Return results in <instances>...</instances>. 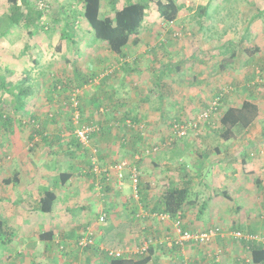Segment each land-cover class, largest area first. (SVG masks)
I'll return each instance as SVG.
<instances>
[{
  "label": "rangeland",
  "instance_id": "1",
  "mask_svg": "<svg viewBox=\"0 0 264 264\" xmlns=\"http://www.w3.org/2000/svg\"><path fill=\"white\" fill-rule=\"evenodd\" d=\"M31 1L43 9L42 21L35 27L32 36L26 27H10L6 0H0V66L8 68L10 72L7 73V79L15 81L24 77V72L31 69L32 81L27 86L33 91L21 96L22 104L18 107L11 104V96L8 94L3 100L0 99V111L13 117L9 122L0 120V217L7 218L10 227L0 236V264H75L56 244L41 243L38 233L55 229L58 226L56 224H63L67 228L70 222L76 228L82 224L98 230H109V224L113 223L112 214L106 222L100 223L101 215L112 211L108 203L110 194L105 190L95 189L89 176L83 175L82 178L89 185L93 184L90 188L91 197H84L82 192L70 195L63 192L68 212L60 219L38 209L28 212L33 207L34 195L26 191L24 184L14 185L3 181L15 170L24 174L25 161L31 157L34 162V156H37V162L40 163L38 175L46 172L57 174L45 180L44 186L49 189H60L57 182L55 184L60 171L78 168L79 164L89 167L93 158L101 166L97 161L100 156L98 148L91 141L86 147H79L75 141L76 134L72 126V122L76 125L75 110L71 102L74 89L80 90L77 93L80 102V122L77 126L94 122L100 129L114 120L120 121L119 124L122 125L125 111H131V117L137 116V122H128V119L126 122L142 133L144 140L140 144L146 146L138 153L140 158L144 157L149 164V161L160 155L167 161L166 164L157 165L162 166L160 175L157 167L146 169L150 177L154 178L155 174V181L149 183L148 189H156L157 192L165 189L162 185L164 177L169 178V183H173L174 176L176 178L185 172L194 174L195 186L189 197H196V200L192 206H185V216L192 222L199 223H194L198 226H192L191 229L203 230L214 224L223 229L221 236L217 235L212 243L202 247L204 254L209 253L205 248L213 247L216 249L215 253L218 254L219 251L217 260L220 259L221 264L231 263L235 257L249 260L244 242L234 241L226 234V229H237L240 224L246 228L251 223L252 234L264 238V171H261L263 183L258 185L259 189H239L235 193L230 192L232 198L229 199L223 195V190L234 189L228 182L225 184L229 175L223 177L216 171H219V164L230 163L232 169L236 163L235 171L238 170L243 176L241 162L225 152L224 155L216 152L215 147L224 142L219 136L218 128L220 114L228 106L241 105L246 99L255 102L264 100V0H179L181 12L173 23L158 19L144 24L140 35L138 63L131 58L132 49L120 56L109 50L105 42L96 40L90 25L84 22L83 0ZM113 5L111 0H102V14L113 15ZM70 21L73 24L67 26ZM62 37V49L57 50V42ZM255 47L260 49L256 53ZM191 49L197 51L191 52ZM35 60L38 65L34 64ZM83 77L88 81L83 82ZM121 81L125 88L118 85ZM220 88L229 90V99L220 110L200 122L197 128L189 129L184 138L176 140L177 144L168 147L165 143L167 135L171 133L172 123L176 119L189 118H193L191 122L195 123L194 119L201 116L200 113L213 99L214 91ZM105 92L114 97L113 101ZM261 107L253 125L239 132L237 137L244 141L254 140L259 145V151L255 153L253 150L250 156H256L263 168L264 107ZM32 120L35 123H31ZM161 124L164 126L156 128ZM126 131L127 129L122 132ZM36 137H39L38 141ZM108 139L119 140V134L107 130L105 140ZM68 141L69 145L66 144ZM58 142H61V146ZM157 145L161 147L155 151ZM199 151H202V156ZM77 154L81 158H77ZM64 155L71 157L68 162L60 160ZM130 155L134 156L126 154L127 162L133 163ZM199 162L205 165L201 169L196 167ZM200 170L206 172L209 187L205 186L207 180L201 181ZM122 173L126 179L125 169ZM116 181L118 184L119 179ZM117 184L118 189H134L131 180V188L127 184L123 186L124 183L121 185L123 187ZM27 200L28 205L25 206ZM205 200L207 204L203 207ZM105 202L108 205L106 207ZM141 203L145 210L152 211L150 208L157 201L141 200ZM238 207L240 210H237ZM23 215L26 216L19 225L15 220H21ZM127 219L134 220L131 216ZM147 219L152 221L153 229L155 226H164V222L154 216L141 217L140 233ZM27 235L31 240L25 239L24 242L23 238ZM142 235L145 237L146 234ZM150 237L153 236L149 235L147 238ZM218 237H222L224 241L220 243ZM70 240L72 242V238ZM187 244L176 247L184 250V253L177 249L174 258L180 259L181 256L180 260L193 263L186 250ZM47 245L48 249H53L50 254L44 252ZM11 248L15 250L12 251ZM81 250L82 264H95L90 260L87 263L89 252ZM20 251L24 252L22 258L15 256ZM10 252H13L12 256ZM210 260L209 258L208 264H215L214 259Z\"/></svg>",
  "mask_w": 264,
  "mask_h": 264
},
{
  "label": "crops",
  "instance_id": "2",
  "mask_svg": "<svg viewBox=\"0 0 264 264\" xmlns=\"http://www.w3.org/2000/svg\"><path fill=\"white\" fill-rule=\"evenodd\" d=\"M127 50H131L130 54L132 55L131 58H133L134 62H137V63L140 62V42L137 45H134L133 43H131L129 45V47L125 50V52ZM128 56H127V59H130ZM127 59H125L126 63H128ZM126 66H128V65L126 64ZM118 85L124 86V88H125V84L123 83V81L119 82ZM105 94H107V92H105ZM125 96H127V95L125 94ZM99 97H101L100 94H99ZM108 97H110V99L112 98L110 95H108ZM113 99H114V97L111 99V101H113ZM99 109H100V107H99ZM125 113H126V111H125ZM127 119H128V122L132 121V120H130L132 118L128 117V118H126V120L122 119V121H123L122 125L119 124V123H121L120 121L114 120V121H111L108 125L101 126L103 128V132H101L97 135H93L91 137V143L94 147L98 148L97 151L99 152L100 156L98 157L99 160H97V161L101 165L100 167H102L104 169H105V167H108V166H111V167L115 166L116 164L119 163L118 161H121V160L127 161L128 158H127L126 154H128V153L134 154L135 157L130 155L132 157L133 163L128 162V165L137 166L139 169L141 168V170H142L141 171L142 180L146 184V188L142 189L141 193H140V185L138 186L137 193L135 192L134 189H127V191L125 188L124 189L123 188L118 189L116 186V184H117L116 180H118V174L114 169H111V172H110L111 178L109 177L107 179V178L103 177V174L101 172L98 174H93L89 171L90 166L86 167L85 165H80V164H79L78 168H75V169L72 168V169H68L65 171H60L58 174L59 175L58 181H55V184L57 182L58 188H60V189H49V188L44 186L46 183L45 180L48 177L55 176L57 174L46 172L44 174L41 173L42 175H38V173H40V163L37 162V156L33 157V158H35L34 162L31 159V157H28V160L25 161L24 174L22 171L15 170L14 173L8 178H13L14 175L16 174V172H18L20 174L19 175L20 181L17 184H20V185L24 184V188H26V191L27 192L30 191L31 195H34V199H32L34 202L32 205L33 207H31L28 212H30L34 209H36V211L39 210L37 208L38 207L37 205L40 202V199L46 194L47 191H52V192L56 193L57 198H56V201L54 203L53 210H52V212L47 213V214H51L53 217L57 216L59 219L62 216H64V213L68 212V206L66 204V196H65V194H63V192H67V193H69V195L74 194V193L77 194L78 192H82L84 197L90 196V193L92 192V189H90V188L93 184L89 185L86 181H84L82 178L83 175L89 176L91 178V182L94 183L93 186L95 189L105 190V192H108L110 194L109 199H108L109 200L108 203H110L109 205H111L110 207L112 209V211H111L112 213L111 212H109L108 214L106 212H104V213L107 214V218H109L110 214L113 215V223L109 224V230H105V229L103 230L102 228L99 230L94 229L95 244L91 245L87 249L84 248L89 252V255L87 257V263L90 260V261L94 262L95 264H107L109 259L112 258L108 254L109 250L124 251V254L127 257L140 256V254L137 252V249L142 244V243L140 244V242H143L144 239H146L150 235V236H153V238L155 237V239H157V241L154 242L151 246V247H153V255H152L151 263H149V264H183L184 260H180V259H182L181 256H180V259L174 258V255H175V252L177 251V249L181 250V248H176L174 246L169 247L165 241L163 242V239H162L164 236H168V235H171L174 233L173 222L172 221H166V222L162 221V222H164V224H163L164 226H159L160 228H158V226H155L153 229L152 221L147 219L145 221L144 225L141 227V233L146 234L144 237L140 233V218H141V216H137V215L140 214L141 211L146 209L142 206V203H141V200H143L145 197H147V201H149V202H151L152 200H156L158 202L160 200L163 192L165 191V189L168 186L174 185L173 183L178 184V182H181L182 180L189 179V178L193 177L194 174L193 173L189 174V173L185 172L183 175H179L176 178L174 176V177H172L173 183H169V181L167 180L169 178L164 177V180H162V183H163L162 185H164L165 189H159V192H157L156 189H148L149 183L151 181H155V174H153L154 178H153V176L150 177V174L147 173L146 169L147 168L148 169L149 168L155 169V167H157V165H159L161 163L166 164L167 161L164 159V156L160 157V155L156 157L158 159L154 158L151 161H149L150 162L149 164H148L147 160H145L144 157H141L142 159L140 158V155L138 153H140V151H143L144 146H146V144L145 145L143 144V146H142V144H140V131L138 129L136 131V128L134 126L132 127L129 124H127V122H126ZM159 126L156 128H161L164 126V124H161ZM142 127H143V125H142ZM125 129H127L126 133L122 132ZM107 130H112L114 134H119V140H115V139L114 140H111V139L105 140V135H106ZM36 140L38 141L39 137H36ZM143 140H141V142ZM58 143H59V146H61V142H58ZM66 144L69 145V141ZM126 144H128V146ZM258 146L259 145L257 143H255L254 140L253 141L252 140L244 141V139L240 140L236 135V137H234L233 139H230L229 141H224L223 144L217 145L215 147L216 152H218L217 149H219V152L221 154L224 155V152H225L226 154L231 156L237 162L238 161L241 162L240 166L242 169L243 176H241V173L237 172L238 170L235 171L236 163L234 164L235 167H233L232 169L230 168L232 166V164H230V163L226 162L223 165L219 164V167H218L219 171H216V173L222 175L223 177H227L229 175L227 177L225 184L228 182V185H232V187H231L232 189L234 187L233 191H231L230 189H225V190H223V193H227L228 195H231L230 192L235 193L239 189H243V190L244 189H259L258 181H259V179L263 178V176L261 175L262 174L261 171H264V167L262 168V165L260 164V162L256 158V156H252V155L250 156V153L254 152L253 150H255V153L259 151ZM130 147H131L132 152H131V150H129ZM199 152L202 153V151H199ZM76 157L81 158V156L79 154H77ZM69 158H71V157L68 156V158H67L66 155H64L60 158V160H64V161L68 162ZM244 160H246L248 163H251V166H249V171H252L251 169L254 168L253 169L254 173L248 172L249 173L248 174V173H246V171H244V167L242 166ZM79 161L80 160L78 159V162ZM90 163H91V161H90ZM92 163H93V161H92ZM204 166L205 165L202 162H199L196 165V167L200 168V169ZM240 166H239V168H240ZM28 167H30V168H28ZM161 168H162V166L156 168V170L157 169L159 170L158 171L159 175L161 173ZM229 169L231 170L230 172H229ZM69 171L72 172V176L66 184H63L61 182V178H62L61 175L66 173V172H69ZM201 171L202 170H200V172ZM125 173L127 174V176H126V179H124L125 182L123 180V183H124L123 186L125 184L129 185L130 180H131L130 179V172L128 169L125 170ZM200 175L202 176L201 179L207 180V181H205V182H207V183H205V186L209 187L207 185L209 183H208V179H207L208 176L206 175V172L202 171V173ZM253 176H255V178ZM248 177L250 179L253 178V180H249ZM250 181H253V183H251ZM131 183H132V181H131ZM9 184L15 185V183H9ZM37 185H39V186H37ZM117 185H119V183ZM252 185H254V186H252ZM123 186H121V187H123ZM28 188H32V189H28ZM62 188H67V189H62ZM129 188H131L130 185H129ZM95 189H93V190H95ZM20 190L22 191V189H20ZM224 191H226V192H224ZM20 194H21V192H20ZM226 197L229 199L232 198V196H229V197L226 196ZM143 201H145V200H143ZM24 204H25V206L28 205V200ZM156 204L152 205L151 208L153 209ZM192 205L193 204H191V206ZM106 206H108V205H106V202H105L104 207H106ZM186 210L187 209L184 208V213L182 216V223L181 224H182L183 228L184 229H191L192 226H195V227L198 226V224H194V223H199V222H192L193 220H190L189 218H187V216H185ZM18 211H19V209H18ZM22 211H21V213L24 214ZM26 211H27V208H25L24 212L26 213ZM13 214L15 215V212ZM26 215H28V214H26ZM26 215H23L21 217L22 218L21 220L20 219H16V220L14 219V220L16 221V223H18L20 225L21 222L24 221L23 217H25ZM130 216L134 218L133 221L131 219L126 220V218H128ZM152 216L153 215L150 214V215H147L144 217L149 218ZM2 217H4V216H2ZM2 219H5L8 222L7 218H2ZM156 219H158V218H156ZM70 223L72 224V222H70ZM71 224H68V226H67V228L72 227L71 230L69 229V231H66L67 228L65 225L56 224L58 226H56L55 229L42 230L41 232H39L38 238H40V235L45 231H50V230L55 231V236H54V239L52 241V244H54V245L56 244L55 246L59 247V250L62 251L64 254H66L68 258H71L72 260H74L75 264H82L81 258L83 257V254L81 252H83V251L81 249H83V248L78 246L77 241H78V238L80 236L81 231H83L84 229H86L87 227H90V226H82V224H81L80 226H77V228H76V227L71 226ZM251 225H252L251 223H250V225H248L250 229H251ZM114 227H117V229H115ZM144 230H146V231H144ZM140 236H141V239L139 238ZM59 237H62V238H59ZM63 237H65V238H63ZM70 238H72V242H70L71 241ZM221 238L222 237L217 238L220 241V243H222V241H223V240H221ZM23 239H24V242H25V239L31 240L29 235H27ZM40 242L42 243L45 241L40 238ZM45 243H47V242H45ZM62 245L64 246V249H62L60 247ZM188 245L191 246V248L188 249V247H189ZM46 247L47 248L45 249L44 252L49 253L53 250V249H48V245ZM202 247H204V246L199 247V246H197V244H194V243H189V244H187V248L185 247L190 258H192V260H193V263L191 261V264H208L209 258L211 259L210 261H213L216 249H213V247L210 249L205 248V251H207V252L209 251V253L204 254ZM12 249L15 250V248H11L10 250H12ZM181 251H182V253H184L183 252L184 250H181ZM12 255H13V252H10V256H12ZM43 255L46 256V254H43ZM15 256H19L20 258H22L24 256V252L20 251L18 254H15ZM205 256H207V257H205ZM78 258H80V260H78ZM19 261L21 262V260H19ZM240 261H241L240 257L239 258L235 257V259L231 263H229L230 261L227 262L226 259H224V263L227 262L228 264H240ZM214 262H215V260H214ZM216 264H220V263H216Z\"/></svg>",
  "mask_w": 264,
  "mask_h": 264
},
{
  "label": "trees",
  "instance_id": "3",
  "mask_svg": "<svg viewBox=\"0 0 264 264\" xmlns=\"http://www.w3.org/2000/svg\"><path fill=\"white\" fill-rule=\"evenodd\" d=\"M112 1L114 3L113 15L111 13L102 14V0H83V18H84V22L90 25L96 40L98 41L101 40L105 42L108 45L109 50L120 56L125 54L126 47H128L131 43L137 45L139 42H141L140 34L146 22L153 23L158 19H163L166 23L174 22L178 18L182 8V5H180L179 0H116V1L111 0V2ZM6 4H7L6 9L9 11L8 14L10 19V27H16V26L17 28L26 27V29H28L29 34L32 36L35 27L39 26L42 21L43 9H40L38 6H36L35 3L31 0H6ZM72 24L73 21L67 22V26H71ZM62 45H63V37L60 38L59 41L57 42L56 49L61 50ZM254 50H255L254 53H256L260 49L259 47H255ZM196 51L197 49H191V52H196ZM37 63H38L37 60H35L34 64L38 65ZM9 72L10 71H8V68L5 69L0 66V88L2 89V94L0 95V99L3 100L4 96L8 94L11 96V104L13 106L18 107V105L22 104L21 96L26 95L29 91L30 92L28 94L33 92L27 86V84L30 83V81H32V77H31L32 71L31 69L26 70V72H24L25 76L22 77L21 79H18L17 81L7 79V73ZM83 80H84L83 82L88 81L85 77H83ZM78 86H81V84ZM55 88L58 87L55 85ZM228 92L229 90L222 88L214 91L213 99L209 103L208 107L204 110V111H208L209 115L207 117H203L202 119L196 117L194 119L196 120V124L194 125L193 123L192 127L189 129L197 128L198 126H200V122L202 123V121L208 119V117H210L212 113H215L216 111L220 110L223 104L227 102V100L229 99ZM110 96L112 97V95ZM216 100H218V102H216V105H214L215 108H213L210 111V109L213 107V103ZM261 106L264 107V100L262 102H255L250 99L244 100L241 103V105L228 106L225 109V111H223V113L220 114V126L218 128L220 138H222L223 141H229L230 139L236 137V135L239 132H243L244 130L249 129L253 125L255 120L258 118L260 109L262 108ZM204 111H202L200 114H202ZM13 113L14 112H12V114ZM130 114L131 112L129 111L126 112L125 115H123L122 119H126L130 117L132 118L130 119L132 120V122H137L138 121L137 116L131 117ZM141 115L142 114L140 112V118ZM12 119L13 117L11 115H7V113H3V111H0V120L9 122V120ZM192 119L190 118L183 120L176 119V121L172 123L171 125L172 130H170L171 133H169L167 135L168 137H166L165 144L168 145V147L177 144L176 140L184 138V136L177 138V136L175 135L176 128H174V125H181V124L189 125V123L190 124L192 123L191 122ZM24 123L26 122L24 121ZM31 123H35V120L34 121L32 120ZM93 124L95 123L90 122L89 125H93ZM72 126L74 127L73 131L75 134L77 125H75L72 122ZM101 132H103V128H100L99 131L92 132L90 134V141L93 135H97ZM31 138L33 139V137ZM74 138L79 147L85 146V144H83L76 135ZM141 140H143V136L140 132V142ZM72 141H74V139ZM33 146L34 145H32L31 148H33ZM159 147H161V145H159ZM217 151L219 152V149H217ZM200 156H202L201 153ZM94 166L95 164L93 161V163L91 162L89 171L93 174H97L94 171ZM242 166L244 167V171H246V173L248 172L254 173L253 171L254 168L251 169L252 171H249V166H251V163H248L246 160L243 161ZM107 172L108 170L101 171L103 177L108 179L109 177L107 175ZM19 175L20 174L16 172L13 178H7L4 179L3 181L7 184L15 183L16 185L20 181ZM61 176H62L61 182L63 184H66L68 180L71 178L72 172L70 171L66 172ZM204 180L205 179H201L202 182H204ZM261 183H263V179H259L258 185H260ZM139 185H140V193H141V190L146 188V184L142 180V174L140 175L138 186ZM194 185H195V179L194 177H191L189 179H185L182 180L181 182H178V184L168 186L163 192L160 200L157 202L155 207L153 209L151 208V210H153L152 212H165V213H169L172 216H175L179 211H183L184 213V208L186 205H191L195 203L196 197L194 199L189 197L190 191L194 189ZM223 194L225 195V197L230 196L227 193H223ZM56 198H57L56 193L52 191H47L46 194L40 199L37 208L41 212H45V213L52 212ZM143 200L147 201V197H145ZM205 204H207L206 200L204 201L203 207L205 206ZM237 210H240V207H238ZM8 228L10 227L7 224V221L0 217V236L6 233ZM206 229H216L218 231L217 232L218 236H221V232H223L222 231L223 229H221V227H219L218 224L211 225ZM234 230H239L244 233L252 234V231L249 228V226L245 228L243 224L238 225L237 229ZM54 236H55V231L50 230L43 232L40 235V238L47 243H51L54 239ZM231 238L234 241H243L244 247L246 248L245 251L246 250L248 251V256L250 257L249 260L243 259L242 257L240 258L241 259L240 263L264 264L263 240H246V239L238 240L233 237ZM88 247L85 248L87 249ZM174 247H180V246L176 245ZM218 254L217 253L214 254L215 264L216 263L221 264L220 259L217 260ZM152 255H153V247H150L149 252L146 255H140L137 257H127V256L112 257L109 259L107 264H149L151 263ZM185 261L186 260H184L183 263Z\"/></svg>",
  "mask_w": 264,
  "mask_h": 264
},
{
  "label": "built area",
  "instance_id": "4",
  "mask_svg": "<svg viewBox=\"0 0 264 264\" xmlns=\"http://www.w3.org/2000/svg\"><path fill=\"white\" fill-rule=\"evenodd\" d=\"M173 23V22H172ZM177 35V33H176ZM79 89H74L72 90V98H71V102H72V106L75 110V123L76 125L79 124V119H80V111H79V105L80 102L77 98V93H79ZM216 102H218V100H216L213 103V107L210 109V111L215 108L214 105H216ZM209 115L208 111H204L201 116L199 117V119H202L203 117H207ZM196 124V122L194 123V125ZM193 125V123H189V125L187 124H181V125H174V128H176L175 131V135L177 137H182L185 136L188 133V129L191 128ZM94 131H99V126L96 124L93 125H82V126H77L76 130H75V134L76 136L79 138V140L85 144L88 145V143L90 142V134ZM160 147L159 145L155 146L154 150H158ZM94 161V171L96 173H100L102 170L107 172L108 177H110V172L111 169H114L117 174H118V179H119V185L121 186L123 184V177L124 174L122 173V171L125 169H128L130 172V179L132 181L133 187L135 192L137 193L138 191V184H139V180H140V175H141V171L137 166H130L128 165L127 161H122L119 162L118 164H116L115 166H108L104 168H100V166L97 164L96 159L93 158ZM122 178V180H121ZM153 215L154 217L158 218L160 221H172L174 224V233L171 235H168L164 238L163 242L165 241L167 243V245L169 247H173V246H180L183 247L185 244L187 243H194L197 245H208L210 243L213 242V240L215 239V237L218 235V231L216 229H203V230H193V229H184L182 226V216H183V211H179L175 216L170 215L169 213H165V212H151V211H147V210H143L140 212V214H138L137 216H147V215ZM107 219V214L103 213L99 219L100 223L102 224L103 222H106ZM226 234L230 237H233L235 239L241 240V239H246V240H263L264 238H260L254 234L251 233H244L242 231L239 230H227ZM223 235L225 236V233H223ZM157 239L150 237V238H146L144 239V241L142 242V244L140 245V247L137 249V252L140 255H146L149 252L150 247L152 246V244L154 242H156ZM78 245L81 248H85L88 246H91L93 244H95V232L94 229L91 227H87L86 229H84L83 231H81L80 236L78 238ZM62 249H64V246H60ZM109 256L111 257H123L125 256L124 251L121 250H109L108 251ZM183 264H190L187 260L183 263Z\"/></svg>",
  "mask_w": 264,
  "mask_h": 264
}]
</instances>
